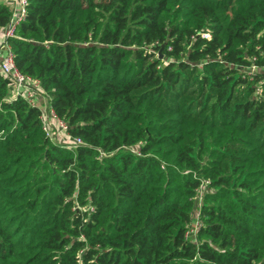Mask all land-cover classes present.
<instances>
[{
	"label": "trees",
	"instance_id": "trees-1",
	"mask_svg": "<svg viewBox=\"0 0 264 264\" xmlns=\"http://www.w3.org/2000/svg\"><path fill=\"white\" fill-rule=\"evenodd\" d=\"M7 42L69 142L0 73V264H264V0H26Z\"/></svg>",
	"mask_w": 264,
	"mask_h": 264
},
{
	"label": "built area",
	"instance_id": "built-area-1",
	"mask_svg": "<svg viewBox=\"0 0 264 264\" xmlns=\"http://www.w3.org/2000/svg\"><path fill=\"white\" fill-rule=\"evenodd\" d=\"M12 4V14L8 23L0 30V72L3 77L9 79L11 98L21 97L30 100L35 105V98L40 93L39 82L28 75L21 74L15 67L13 56L7 39L15 35L17 24L24 18L26 0H4ZM39 120L41 130L50 139L60 136V142L68 143L69 139L65 133L66 125L45 103L39 108ZM57 133V135H56ZM57 138V137H56ZM79 143V140H73Z\"/></svg>",
	"mask_w": 264,
	"mask_h": 264
},
{
	"label": "rangeland",
	"instance_id": "rangeland-1",
	"mask_svg": "<svg viewBox=\"0 0 264 264\" xmlns=\"http://www.w3.org/2000/svg\"><path fill=\"white\" fill-rule=\"evenodd\" d=\"M1 73V72H0ZM5 78V77H4ZM8 82H9V79H7V78H5ZM10 97H12V94L10 93ZM37 98H42V99H44V95L42 94V91H40V93L36 96V98H35V102H34V104L36 105V106H38L37 104H36V100H37ZM27 101V100H26ZM44 101H45V99H44ZM28 103H33L32 101H30V100H28L27 101ZM39 107V106H38ZM56 135H57V133H56ZM57 137V138H56ZM50 139V138H49ZM51 141H54V142H56V143H63V142H60V136H55V138H53V139H50Z\"/></svg>",
	"mask_w": 264,
	"mask_h": 264
},
{
	"label": "crops",
	"instance_id": "crops-1",
	"mask_svg": "<svg viewBox=\"0 0 264 264\" xmlns=\"http://www.w3.org/2000/svg\"><path fill=\"white\" fill-rule=\"evenodd\" d=\"M36 104L39 106V108L40 107H42L43 105H45V101H44V99H42V98H37V100H36Z\"/></svg>",
	"mask_w": 264,
	"mask_h": 264
}]
</instances>
